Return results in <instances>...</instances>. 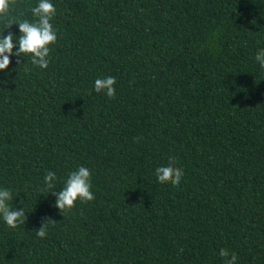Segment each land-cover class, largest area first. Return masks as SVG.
I'll use <instances>...</instances> for the list:
<instances>
[{"label":"trees","instance_id":"16d2710c","mask_svg":"<svg viewBox=\"0 0 264 264\" xmlns=\"http://www.w3.org/2000/svg\"><path fill=\"white\" fill-rule=\"evenodd\" d=\"M36 2L9 0L0 34ZM53 3L48 67L21 54L0 71V186L26 216L0 220V264H223L220 248L264 264V2ZM104 76L112 97L93 91ZM169 152L175 186L153 170ZM80 165L95 198L60 210Z\"/></svg>","mask_w":264,"mask_h":264},{"label":"clouds","instance_id":"9594fccd","mask_svg":"<svg viewBox=\"0 0 264 264\" xmlns=\"http://www.w3.org/2000/svg\"><path fill=\"white\" fill-rule=\"evenodd\" d=\"M264 2V0H261ZM9 11V0H0V18H3ZM33 19L9 18L5 29L15 23L18 26V38L12 32L0 34V71L7 69L10 64V57L26 55L31 61V65L41 69H46L49 65L50 47L57 40V30L51 23L56 14V7L53 0H37L35 6L31 8ZM4 29V30H5ZM15 40V44H14ZM16 48L13 53V48ZM255 60L260 69H264V47L258 48L255 52ZM19 63V61H17ZM23 64V63H22ZM116 82L114 76L97 77L93 82V91L103 92L107 97L115 95L113 85ZM177 157L175 153L169 152L166 158L157 161L153 165L156 179L170 180L173 186L178 185L184 175L182 167L173 163ZM44 185L47 189L53 188L57 177L52 171H48L44 176ZM91 172L89 168L80 165L68 172L63 181V187L56 196L55 205L60 210L74 206V203L91 201L95 198V193L91 190ZM12 191L4 186H0V220L10 227L15 228L18 224L24 223L26 216L23 208H11L9 202L12 200ZM36 235L43 238L46 235L45 226L37 229ZM219 256L223 258V264H237V256L226 248H220Z\"/></svg>","mask_w":264,"mask_h":264}]
</instances>
